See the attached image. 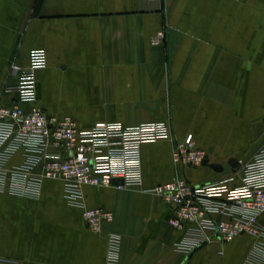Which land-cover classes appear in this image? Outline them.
<instances>
[{"label": "crops", "instance_id": "obj_1", "mask_svg": "<svg viewBox=\"0 0 264 264\" xmlns=\"http://www.w3.org/2000/svg\"><path fill=\"white\" fill-rule=\"evenodd\" d=\"M36 52L35 103L79 128L102 120L135 126L166 122L167 140L141 146L142 186L84 185L82 203L65 182L45 178L37 197L0 190V257L13 264H110L108 233L121 236L117 264H244L263 237L211 238L189 255L177 249L186 232L171 227L172 207L144 189L186 177L197 183L233 177L264 147V0H0V104L17 100L12 66ZM189 134L217 172L173 160ZM245 158L232 170L228 159ZM19 149L7 162L21 165ZM230 183V182H227ZM114 214L103 232L85 208ZM264 225V212L260 215ZM264 264V261L262 262Z\"/></svg>", "mask_w": 264, "mask_h": 264}, {"label": "built area", "instance_id": "obj_2", "mask_svg": "<svg viewBox=\"0 0 264 264\" xmlns=\"http://www.w3.org/2000/svg\"><path fill=\"white\" fill-rule=\"evenodd\" d=\"M45 65L44 54L36 52L30 66L13 65L19 82L10 89L18 94L16 101L0 104V190L37 197L45 178L62 179L66 198L82 203L84 185L110 187L115 178L118 188L142 186L141 146L146 142L171 137L166 122H148L127 126L121 122L98 121L89 128H79L70 116L50 117L36 105L38 67ZM19 149L25 152L21 165L7 166ZM173 160L188 167L198 166L207 152L198 148L189 134L173 149ZM226 179L194 182L177 177L144 191L161 197L173 209L171 227L184 230L177 249L189 255L211 238L221 240L243 234L264 238L260 215L264 212V147L246 163L241 180ZM230 182V183H227ZM83 219L94 232H103L113 222L114 214L102 207L85 208ZM121 236L108 233V262H119ZM264 241H259L244 264H262ZM0 264H13L0 257Z\"/></svg>", "mask_w": 264, "mask_h": 264}, {"label": "water", "instance_id": "obj_3", "mask_svg": "<svg viewBox=\"0 0 264 264\" xmlns=\"http://www.w3.org/2000/svg\"><path fill=\"white\" fill-rule=\"evenodd\" d=\"M245 157L238 153L237 155L230 157L228 159V164L230 165L232 170H236L240 166L241 160H243ZM204 165H209L212 169H214L217 172H223L225 170V166L221 163H210L209 159L206 158L203 161Z\"/></svg>", "mask_w": 264, "mask_h": 264}, {"label": "rangeland", "instance_id": "obj_4", "mask_svg": "<svg viewBox=\"0 0 264 264\" xmlns=\"http://www.w3.org/2000/svg\"><path fill=\"white\" fill-rule=\"evenodd\" d=\"M257 127H258V136L261 135V133L264 131V122L263 119L261 118V115L258 117L257 120Z\"/></svg>", "mask_w": 264, "mask_h": 264}]
</instances>
